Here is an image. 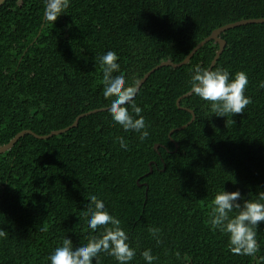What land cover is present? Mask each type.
Wrapping results in <instances>:
<instances>
[{
	"label": "trees",
	"instance_id": "trees-1",
	"mask_svg": "<svg viewBox=\"0 0 264 264\" xmlns=\"http://www.w3.org/2000/svg\"><path fill=\"white\" fill-rule=\"evenodd\" d=\"M64 14L52 26L43 0L0 7V147L21 131L45 136L107 108L99 63L106 52L117 54L136 87L160 63L182 62L212 31L264 18V0H71ZM220 38L226 45L211 70L227 69L230 80L243 71L249 80L252 102L234 124L193 94L176 104L191 91L194 69L210 68L218 49L210 41L140 87L133 99L149 125L145 140L103 111L44 140L25 135L0 155V229L8 233L0 264H49L65 236L73 246L100 236L102 228L91 233L86 225L93 193L137 248L130 264H145L140 253L149 248L154 264H253L231 253L228 237L208 221L222 188L253 200L264 191V23ZM149 228L160 229L159 243ZM257 232L264 255V224ZM93 264L116 262L103 253Z\"/></svg>",
	"mask_w": 264,
	"mask_h": 264
},
{
	"label": "clouds",
	"instance_id": "clouds-1",
	"mask_svg": "<svg viewBox=\"0 0 264 264\" xmlns=\"http://www.w3.org/2000/svg\"><path fill=\"white\" fill-rule=\"evenodd\" d=\"M44 19L54 25L61 15H65L71 0H43ZM118 56L108 51L99 57L102 69L103 97L109 100L106 111L111 123L119 125L124 132L139 133L141 141L149 136L142 109L134 102L137 88L129 86L124 73L120 72ZM249 80L245 72L239 71L230 80L227 69H202L196 67L191 76V92L209 106L212 116L225 118L226 123L234 124V114H241L251 104V98L245 95ZM259 87L264 88V82ZM131 106V112L129 111ZM211 116V117H212ZM231 117L230 120L227 118ZM120 148L127 150L123 137L118 138ZM257 199H244L240 191L228 192L219 190L212 200L209 212V226L212 231H220L228 237L229 251L235 255L247 256L253 264H264V255H258V226L264 224V191L257 193ZM91 203L88 206L86 225L91 233L102 228L100 236L93 235L85 243L73 246L72 240L62 239L58 246L47 257L49 264H93L98 262L101 254L106 253L114 258L116 264H130L137 255V248L129 243V236L121 227V221L110 215L105 203L97 196L89 194ZM149 233L159 243V228H149ZM8 235L0 229V238ZM140 255L145 264H154L157 259L152 250L145 249ZM177 258L180 254H175Z\"/></svg>",
	"mask_w": 264,
	"mask_h": 264
},
{
	"label": "water",
	"instance_id": "water-1",
	"mask_svg": "<svg viewBox=\"0 0 264 264\" xmlns=\"http://www.w3.org/2000/svg\"><path fill=\"white\" fill-rule=\"evenodd\" d=\"M5 2V0H0V7L3 5V3ZM260 23H264V18L262 19H248V20H241V21H238V22H235V23H231V24H227L225 26H222L214 31H212V33L206 37L204 40H202L184 59L182 62L180 63H172L170 61H166V62H162L160 63L158 66L154 67L153 69H151L148 73H146L142 79L137 83L136 85V88H137V92L139 91L140 87L143 85V83L150 77V75L152 73H154L156 70L162 68V67H172V68H178V67H181L183 65H186L189 60L191 59V57L201 48L203 47L206 43L210 42V41H213L214 43H216L218 45V49L215 53V56L210 64V68L209 69H212V67L215 65L216 61L218 60V58L220 57V55L222 54L224 48H225V45H226V42L220 38V35L222 33H224L225 31L227 30H230V29H234V28H237V27H241V26H245V25H248V24H260ZM192 92L189 91L188 93L184 94L182 97L178 98L177 101H176V104L179 105V102L182 98H185V97H188L189 95H191ZM134 98V97H133ZM103 111H106V108H103V109H98V110H94V111H91L89 113H86V114H82V115H79L76 120L74 121V123L65 128V129H62V130H59V131H52L51 133H49L48 135H45V136H40V135H36L35 133H33L32 131L30 130H24V131H21L19 132L18 134H16L7 144L3 145L0 147V155L5 153L6 151L10 150L14 145L15 143L20 139V138H23L25 135H30V136H33L34 138L36 139H39V140H44V139H47V138H50L52 136H55V135H59L61 133H64L66 132L67 130H69L70 128H73V127H76L77 124H78V121L80 118L82 117H85L89 114H94V113H97V112H103ZM194 119V117L191 119L190 122H192ZM189 124V123H188ZM187 124V125H188ZM187 125L185 126H182L180 128H178L177 130H181L183 128H185ZM172 134V131L169 133V137L170 135ZM157 148V145L155 146V149Z\"/></svg>",
	"mask_w": 264,
	"mask_h": 264
}]
</instances>
